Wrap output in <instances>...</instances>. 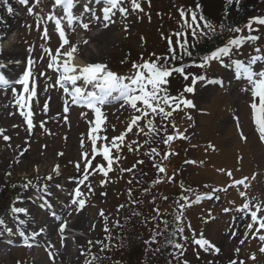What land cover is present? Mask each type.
Segmentation results:
<instances>
[{
    "label": "rangeland",
    "instance_id": "374dc122",
    "mask_svg": "<svg viewBox=\"0 0 264 264\" xmlns=\"http://www.w3.org/2000/svg\"><path fill=\"white\" fill-rule=\"evenodd\" d=\"M11 2L18 7L16 23L0 38V48L1 52L6 53V49L16 45L20 56L9 59L18 63L14 66L15 72L3 70L6 67L0 70L7 74L6 78L13 80L27 69L28 60H33L37 94L24 109H20L15 100L17 94L22 93V86L0 87V128L5 129L4 135L10 137L9 141H4L0 135V204L14 192L15 199L11 207L27 210L13 214L9 207L0 214V220L4 221L0 224V264H85L86 261L91 264H120L127 260L130 264H160L165 252L170 264H183L184 261L188 264H229L233 258L237 259V264L240 260L244 264H264V253L259 251L260 247H264V242L258 238L259 234H264V229L253 238L245 230L249 218H243V214L236 211L246 202L250 203L253 210L256 204L264 207V140L260 138L255 113L250 106L253 100L259 104V97H253L250 91L246 93L243 90L251 86L242 74L237 75L235 66L231 65L228 58H224V65L213 61L204 69L195 66L186 69L196 75H206L207 79L197 82L193 93H184L195 107L182 106L167 121H162L160 116L153 118L157 129L167 125V134H174V122L176 130L186 137L175 139L169 145L162 142L166 135L163 132L145 135L148 129L146 121L142 120L140 127L145 129V133L133 126L119 150L111 147L112 138L123 133L131 118L139 113L127 105L122 107L121 100L104 104L101 127L96 134L107 139L96 141L97 152L93 165L102 163L107 166V161L103 159L104 146H109L112 156H118L119 160L114 159L113 170L108 177L99 172L89 176V180L85 181V185L91 184L93 189L89 194L87 187L79 184L82 173L70 161H77L82 151H88L91 158L93 148L89 133L95 124L96 115L85 105L71 103L69 93L74 87L91 91L93 85L86 84L83 79L78 80L76 85L64 81V86L69 89V93H65L57 83L59 72L47 67L50 57L44 49L50 48L55 55L62 43L54 31V23L47 19L52 12L61 15L58 7H52L53 0H41L39 4L29 0L27 6L19 4L17 0ZM255 2L257 6H254L247 22L240 27L244 30L241 33L243 35L249 34L246 25L250 18L264 16V0ZM75 3L74 15H84V22L91 18L88 13L82 12L85 5L94 7L96 15L102 17V4L96 5L94 0H75ZM140 3L144 9L142 12L133 11L131 0H125L122 6L128 9L129 14L125 17L114 10L116 14L112 19L115 22L107 28L93 21L89 29L85 30L78 23L68 25L64 21L67 38L77 46L72 63L79 66L103 63L120 75H130L133 62L140 63L141 58L147 59L152 53L157 56L168 53L166 37L181 31L182 18L178 11L181 7L195 10L199 3L205 18L214 24L231 9L227 0H150V3L149 0H140ZM29 6L33 7L32 15L28 13ZM11 17L8 12H0V23H8ZM45 26L49 31L48 40L42 39ZM252 27L254 31L251 34L258 35L260 39L246 42L239 49L234 48L232 59L247 63L249 57L257 54L254 51L257 47L262 49L259 54L264 55V25L253 23ZM102 33H106V44L101 47L92 40ZM237 35L240 34L230 32L225 44ZM195 39L189 30V43ZM172 42L173 47H177L174 35ZM68 48L65 45L60 49L61 53ZM81 48L84 55L78 54ZM65 58L61 56V62ZM186 64L190 65L191 62ZM253 67L264 71V60ZM168 79L169 93L174 96L182 92L185 85H192L191 77L185 81L178 73ZM13 87L16 93H13ZM29 87H32L31 78ZM27 96L24 93L25 99ZM65 107L68 108L67 112L64 111ZM29 110L33 112L32 120L36 125L31 131L27 128L25 117L21 115V111ZM41 121L44 122L43 126L40 125ZM146 140L148 143H145ZM152 148H156L160 155L153 157ZM166 152L172 154L164 159ZM140 160L142 164L137 163ZM55 165L60 166L59 175L53 172ZM133 165L135 168L132 172L121 171ZM156 165H162L165 173L158 172ZM145 167L151 171L147 176L145 172H138ZM229 170L231 177L227 174ZM50 173L52 180H37ZM244 177L248 178L245 181L247 187H228L234 180ZM26 179H32L34 183H46L48 191L32 187L23 189L20 185ZM105 180L107 182L102 183ZM148 184L151 188H148ZM75 187H80L85 193L86 204L82 209L71 203L70 193ZM223 188L227 190L212 191ZM6 189L11 191L5 197ZM242 191L246 192L245 197L239 195ZM197 195L201 199L197 200ZM184 196L189 198L187 202L183 200ZM195 200L199 202L198 205H194ZM179 203L185 204L183 217L181 221L174 222V217L180 211ZM154 208L159 209L160 217L156 216ZM225 208L232 211L225 212ZM52 212L56 215L53 216ZM258 215H264V212ZM53 217L56 223H53ZM161 219L168 222L167 228ZM21 220L27 223L21 224ZM76 220L80 221V226L72 228L71 223ZM63 221L67 222V227L61 233L59 227ZM117 221L119 226L116 225ZM177 225L184 228L182 233L176 231ZM40 228H44V232L33 238L32 232ZM132 230H137L141 236L138 243L140 255L136 261H131V257L136 255L135 249L129 250L127 244L122 242L124 233ZM22 231L24 236L20 235ZM157 232L162 235H157ZM131 234L127 232L126 236L130 237ZM200 234L220 248V253L205 252L196 245L193 241ZM153 236H156L155 242H151ZM245 237V243L241 245L239 241ZM169 240L171 243H168ZM175 243L184 245L183 256L174 249ZM163 244H166V249H163ZM50 245H54V248H50ZM237 248L240 249L238 255L235 253ZM49 251H52L54 261L49 257ZM253 253L255 260L251 259Z\"/></svg>",
    "mask_w": 264,
    "mask_h": 264
},
{
    "label": "snow or ice",
    "instance_id": "6c2138e0",
    "mask_svg": "<svg viewBox=\"0 0 264 264\" xmlns=\"http://www.w3.org/2000/svg\"><path fill=\"white\" fill-rule=\"evenodd\" d=\"M4 2L7 4V0H4ZM17 2L25 6L29 5V0H17ZM35 2L36 4H39L41 0H35ZM124 2L125 0H94V3L96 5H103L101 9L102 17L96 15V9L94 7H88L85 5L82 9V12L88 13L91 18L88 20V22H84L86 18L84 15H74L73 13L74 7L77 6L75 0H53L52 7L62 8L63 15H57L55 12H52L47 17L49 21H52L54 23V31L58 33L60 40H62V43L56 49L55 55L52 54V50L50 48L44 49L50 57V62L48 63L47 67L55 68L59 72L57 83L60 84L65 93H69V89L64 86V81H71L73 85H76V82L78 80L83 79L86 84L93 85L95 89L93 91H87L86 88L74 87V89L69 93L71 103L83 104L88 109L93 110L96 115L95 124L91 128V131L89 133V138L92 141L93 148L91 158L88 151H82L81 156L77 161H70V163H73L77 171L82 173V178L79 181L80 185H85V181L89 180V176L97 172L102 173L104 177H108L109 172L113 170L114 159L119 160L118 156H112L111 148L109 146H104L102 149L103 159L107 161V166L105 167V165L102 163L93 165V160L96 159L97 152L95 148L96 141L98 139H107V137H100L96 133L97 130L101 127L100 117L102 106L109 101L110 97L121 100L123 102L121 105L122 107L124 105H127L136 113H139L138 115H135L131 118L123 133L112 138L111 147H115L117 148V150H119L120 144H123L127 134L132 132L133 126H135L139 132L145 133V129L140 127V121L142 120L146 121V127L148 129V132H146L145 135L157 133L158 131L163 132L166 135L164 136L162 142L165 145H169L170 142L175 139L186 137H184L183 133L176 130L174 122L172 123L174 134H167V125H163L160 129H157L154 125L153 118L156 116H160L162 118V121H167L172 116L173 112L180 109L182 106L184 108L195 107L192 100L187 99L184 93H193L195 90L194 85L199 81L206 80L207 77L203 74L196 75L194 73L187 72L186 69L190 66L204 69L206 67H209L213 61H217L221 65H224L225 57L228 58V60L231 62V65L235 66L237 75L242 74V76L246 79L247 84L251 86V88H245L243 90L246 93L250 91L253 97H259V104H257L255 100H253L250 106L255 113V124L258 128L260 138L264 140V71L255 70L253 67L259 61L264 60V55L259 54L262 52V49L258 47L255 48L254 51L257 54L249 57L247 63L240 59H232V56L234 55V48L239 49L246 42L258 41L260 39L258 35L251 34L254 31L252 25L253 23L264 25V16H257L249 19L246 25V28L249 32L248 35L241 34L244 30L238 26L232 27L226 25L223 22L220 23V30L230 31L240 35H237L235 38L230 39L224 46L216 47L215 50L211 51L209 55L199 57L198 61L195 59L192 60L190 65L184 63H179L177 65L173 63L176 61L182 62L184 61L185 57L191 58L194 55V53L190 50V47H195L196 44L195 42H193L191 45L189 44L188 31L191 30V36L194 38H205L209 34H215L217 32V26L205 18V16L203 15L202 6L199 3L196 4L195 10H193L192 8L185 9L183 7L178 10L180 17L182 18V23L180 24L181 31L173 32L171 35L166 37L169 45L168 53L160 56H157L156 53H152L151 56L147 59L141 58L140 63L133 62V71L130 75H120L109 69L108 66L103 63H89L83 66L73 64L72 60L74 58V53H76L77 51V46L71 44L69 39L67 38L64 29V21H66L68 25L78 23L79 26H81L85 30L89 29L90 24L93 21H98L102 23L105 28H107L111 23L115 22L112 19V17L116 14L114 10H118L125 17H127V15L129 14L128 9L122 6ZM235 2L239 4L240 0H235ZM227 3L232 4L233 0H227ZM131 7L133 11H144L141 6L140 0H131ZM27 10L30 15L34 14L32 6H29ZM13 11L14 9L11 4H7V12L13 13ZM39 27V22H37V28ZM173 35L176 37V46L179 48V54L177 53V47H173ZM42 39H50L47 26L43 28ZM65 45H68L69 48L67 51L61 53L60 49L64 48ZM61 56L66 57L62 62L60 60ZM40 59H43V57H40ZM33 64L34 61L29 59L27 69L19 78L13 80H9L8 78H6L3 71H0V84H4L6 86H22L23 91L22 93L17 94L15 100V103L19 105L20 109H24L28 105V102L31 101L32 98L37 94L36 81L32 69ZM4 67L6 66H0V69ZM77 68L79 69V71H77ZM174 73L180 74L185 81H187L189 77L192 78V85H185L183 91L175 96L169 93L167 87V85L169 84L168 78L171 77ZM43 74L44 73H41V75ZM30 78L32 83L31 89L29 87ZM220 83H222V81H220ZM12 91L13 93H16V88L13 87ZM114 92H117L118 96L113 97ZM24 93L28 94L27 99H25ZM65 103L67 104V100L65 101ZM138 104L140 105L139 107ZM44 109H47V104L44 105ZM167 109H171V111ZM64 111L67 112L68 108L65 107ZM21 115L25 117L27 128L29 131H31L36 126L34 125L32 120L33 112L31 110L21 111ZM64 118L66 119V117ZM43 123L44 122L41 121L40 125L43 126ZM14 127L16 126L14 125ZM5 131V129L0 128V135H2L4 141H9L10 137L4 135ZM241 135L243 136V133H241ZM244 138L246 139V137ZM145 143H148V141L146 140ZM81 147H84L83 139L81 140ZM26 150L27 149H25V151ZM20 154L22 155L23 153L21 152ZM171 154L172 153L166 152L163 158L167 159ZM59 155H63V153H60ZM151 155L155 157L159 156L160 154L158 153L156 148H152ZM137 163L142 164L143 161L140 160L137 161ZM192 163H195V161H193ZM156 167L158 172L165 173L166 170L162 165H156ZM90 168L92 169L91 172L89 171ZM134 168L135 165H133L132 168L121 169V171L132 172ZM37 171H39L38 168ZM59 171L60 166L55 165L53 168V172L56 175H59ZM227 174L230 177L232 176L230 170L227 172ZM7 175H11V173H7ZM52 178L53 176L50 173L45 177H38L37 180L39 181L40 179H43L44 181H50L52 180ZM169 179L172 178L169 177ZM247 179V177H244L239 180H234L232 184L228 185V187H232L234 185H244L245 187H247L248 185L245 184V181ZM103 182L107 181L105 180L102 181V183ZM85 186L88 189V193L91 194V192L93 191L91 184ZM13 187H16V185H13ZM20 187L25 190L32 187L42 189L44 192L48 191V186L46 183H34L32 179H26V181L23 182ZM221 190L226 191L227 188L213 189L212 191L213 193H215L216 191ZM129 193L131 194V190H129ZM70 195L72 197L71 203L73 205L81 209L85 206V193L81 191L80 187H75ZM239 195L241 197H245L247 194L246 192L242 191L239 193ZM209 198L211 197L209 196ZM218 198L219 197H217V199ZM165 199L167 198L165 197ZM188 199L189 198L187 196L183 197V200L185 202H187ZM196 199L199 200L201 199V197L197 195ZM136 202L137 201H134V203ZM120 207L123 208L124 205H120ZM184 207V203H179L180 211H178V214L174 217V222L182 220V210L184 209ZM254 207L255 210H253L249 202H246L241 207H238L236 211L242 213L243 218H249L250 222H246L245 230L246 232L251 233L253 238H256L257 234L261 232V229H264V215H258L259 213L264 212V207H262L261 204H256ZM10 211L13 214H18L24 213L27 210L23 207L13 206L11 207ZM154 211L156 212L157 217L161 216L158 208H154ZM224 211L230 212L232 211V209L225 208ZM52 215L55 216L56 213L52 212ZM100 215L103 216V212H101ZM153 219H156V217H153ZM161 222L164 223L165 227L167 228L168 222L163 219H161ZM3 223L4 221L0 220V224ZM20 223L24 224L27 223V221L21 220ZM116 225L119 226V221L116 222ZM256 225H258V227H256ZM66 227L67 222L63 221L59 227V232L63 233ZM107 230L108 229L106 227V231ZM176 231L178 233H182L184 231V228L180 225H177ZM43 232L44 228H40L39 231H33L31 236L35 238L41 235ZM20 235L24 236L25 233L22 231L20 232ZM157 235H162V233L157 232ZM246 238L247 237H245L244 239H240L239 243L243 245ZM258 238L261 242H264V234H259ZM184 239L187 240L188 237H184ZM155 241L156 236H153L151 242ZM193 242L200 248H202L205 252L219 254L221 251L220 248H218L215 244H212L208 239L204 238L203 234H200L199 238L195 239ZM89 243H91V241ZM168 243H171V240H169ZM27 246L31 247V244H28ZM49 247L54 248V245H50ZM173 247L175 250L179 251L181 256H183L184 245L182 243H175ZM259 251L261 253H264V247H260ZM239 252V248L235 249V253L237 255L239 254ZM49 257L54 261L55 258L52 251H49ZM93 259H96V257L93 256ZM251 259H256L255 253L251 254ZM85 264H91V262L86 261ZM183 264H188V262L184 261ZM229 264H237V259L233 258L232 260H230ZM239 264H244V261L240 260Z\"/></svg>",
    "mask_w": 264,
    "mask_h": 264
},
{
    "label": "trees",
    "instance_id": "16d2710c",
    "mask_svg": "<svg viewBox=\"0 0 264 264\" xmlns=\"http://www.w3.org/2000/svg\"><path fill=\"white\" fill-rule=\"evenodd\" d=\"M257 0H240V3L237 4L235 0H233V3L230 4L229 6L231 7L230 11L225 12L222 17L216 22V24L213 23L214 25L217 26V32L215 34H209L205 38H196L193 42H195L196 46L195 47H190V50L194 53L193 57H185L184 61L182 62H191L192 60H197L199 57L204 56V55H209L211 51H213L216 47H222L225 45V42L227 40V36L230 33V31H223L219 29L220 23H225L228 26L232 27H241L244 25L250 14L254 10V6H257L255 4ZM261 2V0H259ZM259 2V3H260ZM203 11V9H202ZM205 15V13L203 12ZM209 20V18H208ZM193 42H190L189 44L191 45ZM179 54V52H178ZM181 61H176L173 62L174 64H179L182 63ZM138 172H145V176L151 172L147 167L139 169ZM148 180V177H147ZM148 188H151L150 185L148 184ZM7 192L5 191L4 195L6 197ZM4 197V198H5ZM13 197L10 196V198L4 199V201H1L0 204V213L5 210L7 207L11 206L13 203ZM144 222V220L142 221ZM141 222V223H142ZM131 232V236L127 237L126 233ZM124 233V237L122 236V242L127 246L129 250L135 249V253L133 257H131V261H136L140 253L138 252L139 246L138 243L140 241V234L138 233L137 230H132V231H127ZM163 249H166V244H163ZM120 264H130V261H121ZM160 264H170L169 260L167 259V253L165 252V257L162 260Z\"/></svg>",
    "mask_w": 264,
    "mask_h": 264
},
{
    "label": "bare ground",
    "instance_id": "6f19581e",
    "mask_svg": "<svg viewBox=\"0 0 264 264\" xmlns=\"http://www.w3.org/2000/svg\"><path fill=\"white\" fill-rule=\"evenodd\" d=\"M81 2H82V0H81ZM7 4H11V6L14 9V11H13V13H10V16H12V17L10 18V20L8 21V23H4L3 21L0 23V38L4 37L5 34L9 30H11L12 28H14L15 23H16L15 18L17 17L18 7H17L16 3L11 2V0H7ZM7 4L4 2V0H0V12H3V11L4 12H7ZM105 34L106 33H102L100 36L95 37V39L92 40L93 43H95V45L101 46V47L103 45H105L106 44ZM5 51H6V53H3L0 50V58L5 59V61L6 60H9V59H12V58L13 59H17L20 56V53H19L16 45H13V46L9 47V49H6ZM78 54L84 55V51H83L82 48L80 49V53L78 52ZM2 62H4V60H2ZM2 65L3 66H6V68H4L3 70L10 71V72H15L16 71V68L14 67V66L17 65L16 62H9L7 64H6V62H4V63H2ZM79 222L80 221L71 223V227L72 228L79 227L80 226V223ZM53 223H56V218H54Z\"/></svg>",
    "mask_w": 264,
    "mask_h": 264
}]
</instances>
